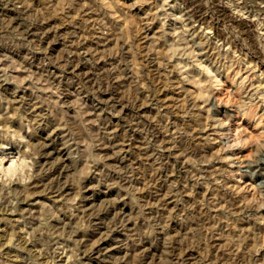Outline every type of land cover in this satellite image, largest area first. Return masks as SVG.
Instances as JSON below:
<instances>
[{"label":"rangeland","instance_id":"rangeland-1","mask_svg":"<svg viewBox=\"0 0 264 264\" xmlns=\"http://www.w3.org/2000/svg\"><path fill=\"white\" fill-rule=\"evenodd\" d=\"M0 264H264V0H0Z\"/></svg>","mask_w":264,"mask_h":264}]
</instances>
